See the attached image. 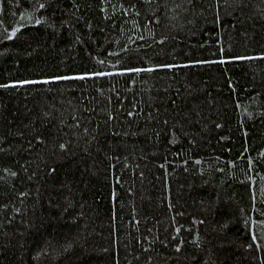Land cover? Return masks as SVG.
Masks as SVG:
<instances>
[{
	"label": "trees",
	"instance_id": "1",
	"mask_svg": "<svg viewBox=\"0 0 264 264\" xmlns=\"http://www.w3.org/2000/svg\"><path fill=\"white\" fill-rule=\"evenodd\" d=\"M260 52L264 0H0V264H264Z\"/></svg>",
	"mask_w": 264,
	"mask_h": 264
},
{
	"label": "snow or ice",
	"instance_id": "2",
	"mask_svg": "<svg viewBox=\"0 0 264 264\" xmlns=\"http://www.w3.org/2000/svg\"><path fill=\"white\" fill-rule=\"evenodd\" d=\"M41 7H43V5H41ZM37 23H39V21H37ZM15 31V30H13ZM256 55L260 56V57H264V52H260V53H257ZM240 59H248V58H245V57H241ZM169 67H171V65H169ZM148 70H151V68H149ZM117 71H120V72H126V71H140V69H127V68H120V69H117ZM96 73H78L76 75L78 76H85V75H95ZM104 73H100V75H103ZM42 79L44 80H49V79H61V77H42ZM9 83H25L24 81H19V82H14V81H9ZM61 147H64V145H61ZM177 247H179V245H177Z\"/></svg>",
	"mask_w": 264,
	"mask_h": 264
}]
</instances>
